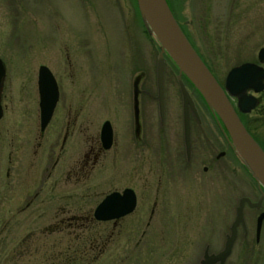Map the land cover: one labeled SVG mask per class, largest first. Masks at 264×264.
Wrapping results in <instances>:
<instances>
[{"label": "rangeland", "instance_id": "rangeland-1", "mask_svg": "<svg viewBox=\"0 0 264 264\" xmlns=\"http://www.w3.org/2000/svg\"><path fill=\"white\" fill-rule=\"evenodd\" d=\"M167 2L198 46L215 57L210 62L221 80L235 64L256 59L264 47V0ZM136 7V0H0V58L6 71L0 118V264H160L156 252L145 261L144 240L164 233L187 242L194 214L206 208L209 200L199 189V176L180 180V187L173 178L162 197L156 170H149L135 187V211L114 228L91 217L108 192L134 187L136 178L124 174L123 154L112 164L115 157L108 151L90 170L68 172L77 154L72 152L75 132L61 147L66 110L70 104L74 112L76 106L68 91L76 95L74 89L83 88L80 120L85 141L95 139L108 118L120 152L129 114L126 96L137 81L141 52L146 86L157 93L160 43ZM164 55V88L173 94L171 107L179 104L180 113L179 70ZM42 64L53 72L60 89L43 133L37 118V73ZM194 95L197 105L204 106L201 95ZM201 120L210 121L204 116ZM235 205L229 206L228 224ZM163 259L169 264L170 258Z\"/></svg>", "mask_w": 264, "mask_h": 264}, {"label": "flooded vegetation", "instance_id": "flooded-vegetation-1", "mask_svg": "<svg viewBox=\"0 0 264 264\" xmlns=\"http://www.w3.org/2000/svg\"><path fill=\"white\" fill-rule=\"evenodd\" d=\"M136 9L138 10L137 7ZM174 17L176 18L175 14ZM176 20L196 52L211 70L222 88H224L225 78L229 70L226 72L224 79L221 80L210 62L215 57H212L210 52L207 55L198 46L196 38L194 35L192 36L190 30L187 32L182 23L177 18ZM85 45H87L86 42L80 44L82 50L86 48ZM137 62L135 70L138 73V78L133 85H130L132 88L128 90L126 96L129 114L125 120L127 132L124 138L123 152H120V140L115 133L111 120L108 118H104L103 123L105 121L110 123L112 132L110 146L105 148L101 139L103 123L96 138L85 141L82 137L83 121L80 120V109H82L83 105V88L78 86L74 89L78 91L76 95L68 91V94L75 99L76 106L74 112H72L70 104L66 110L65 133L62 137L61 147L67 142L70 134L75 132L77 136L76 143L72 146V152L76 151L77 154L75 162L72 165L73 167L71 166L68 172H72V168H75L79 174L84 173L93 168L99 159L104 157L106 152L111 151V159L112 156L115 157L112 164H115L117 157L123 154L127 167L124 174L129 179H132V177L136 178L134 179L133 188H125H131L134 192L137 182L144 181L149 170L150 172H153L154 169L156 170L158 180L156 183L159 187H164L163 190H159L162 193V197H164V192L172 187L173 178L177 177L176 184L180 187V180L183 181L185 178H190L193 181V178L199 176V183L201 185L199 189L205 192L209 202L203 212L199 213L197 211L194 214L196 217H193L194 219L191 223L192 232L187 237L188 241L183 242L174 237L169 239L164 233L157 235L156 239L146 238L144 240V251L148 254L145 261L147 262L149 258L153 257L154 252H156L154 256L161 258L160 264H165L163 258H170L169 264H204L206 258L215 256L223 251L228 238L232 234V226L236 220L240 201L246 197L251 202L244 201L242 209L243 219L239 221L236 227V235L230 253L224 260H217L212 264H264V186L259 184L253 177L251 171L239 155L225 124L206 104L202 96L201 99L204 106L197 105L194 93H199V91L185 75L182 74L181 79L193 102V106L189 105L188 107L187 122L185 121L181 89L182 110L180 109L179 113L176 112L180 108L179 104L177 108L171 107L173 102L172 93L167 94L164 88L163 100L161 101L158 90L157 93H153L147 88V76L144 69L145 59L142 56V52L139 58H137ZM243 62L247 61H242L234 66ZM249 62H254L264 67V62L259 60L258 53L256 59L249 60ZM95 64L97 68V63ZM69 76L71 75H68L67 79H69ZM4 79L5 77L1 82L0 102ZM71 81L74 80L70 79L69 82L71 83ZM177 81L179 84L178 76ZM175 93L177 92L175 91ZM247 93L254 96L257 101L256 106L250 112L239 110L238 99L236 97L228 95V98L246 130L264 151V89L256 91L251 88L247 90ZM176 95L177 103H179L178 93ZM38 110L39 129L43 133L47 126L41 129L39 106ZM203 116L210 119V121H202L201 117ZM134 119L137 121V127H133ZM57 163L58 158H56L54 166ZM244 175H246L248 182L247 186L244 185ZM131 183H133L132 180H130ZM182 183L184 184V182ZM112 191L117 190L114 189ZM234 203H236L234 206V219L228 224L229 206H232L233 209ZM162 204L163 201L161 202ZM136 205L130 213L108 220L97 219L94 216L95 207L91 220L99 223H110L115 228L123 217L131 215L135 211ZM163 209H165L164 206ZM261 215L262 219L259 220ZM212 217H215V219H212ZM162 219L164 218H160V220ZM246 257L249 258V261L245 263L243 258ZM185 258L188 261H179V259Z\"/></svg>", "mask_w": 264, "mask_h": 264}, {"label": "water", "instance_id": "water-1", "mask_svg": "<svg viewBox=\"0 0 264 264\" xmlns=\"http://www.w3.org/2000/svg\"><path fill=\"white\" fill-rule=\"evenodd\" d=\"M141 18L160 43L157 60V84L159 99L164 94V66L167 53L178 67V80L183 97L185 121L187 122L188 107L193 106L192 99L181 79L185 75L199 91L206 104L218 115L225 124L230 137L240 153L243 161L257 182L264 186V151L257 141L246 130L228 95L238 99V107L242 112H250L257 104L256 98L247 93L248 89L256 91L264 89V67L254 62H243L232 67L225 78L224 88L219 84L211 70L196 52L187 36L181 29L167 0H136ZM259 60L264 62V47L258 51ZM5 65L0 58V90L5 77ZM39 108L41 129L49 123L57 101L59 88L57 80L47 65H40L38 70ZM3 109L0 102V118ZM112 132L110 123L105 121L101 129V139L104 147L111 144ZM248 198H242L238 207L236 220L232 226V234L226 247L219 254L206 258L204 264H212L224 260L233 245L236 227L242 221L243 204ZM136 205V194L133 189L125 188L122 192L112 191L96 206L94 216L100 220L118 218L130 213ZM262 219V215L259 220Z\"/></svg>", "mask_w": 264, "mask_h": 264}]
</instances>
